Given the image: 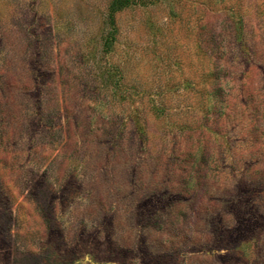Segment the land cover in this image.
Listing matches in <instances>:
<instances>
[{"label":"rangeland","instance_id":"obj_1","mask_svg":"<svg viewBox=\"0 0 264 264\" xmlns=\"http://www.w3.org/2000/svg\"><path fill=\"white\" fill-rule=\"evenodd\" d=\"M0 264H264V0H0Z\"/></svg>","mask_w":264,"mask_h":264},{"label":"trees","instance_id":"obj_2","mask_svg":"<svg viewBox=\"0 0 264 264\" xmlns=\"http://www.w3.org/2000/svg\"><path fill=\"white\" fill-rule=\"evenodd\" d=\"M137 130H139V134H140V135H143V136L140 137V138L143 139V140H146V136H147V135H146V131L143 132V129L140 128L139 126H137ZM143 140H142V141H143Z\"/></svg>","mask_w":264,"mask_h":264}]
</instances>
